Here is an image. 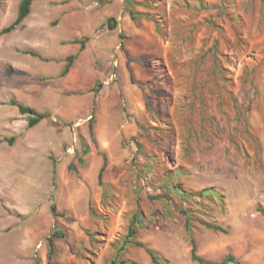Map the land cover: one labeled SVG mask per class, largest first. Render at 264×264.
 Wrapping results in <instances>:
<instances>
[{
	"label": "rangeland",
	"instance_id": "rangeland-1",
	"mask_svg": "<svg viewBox=\"0 0 264 264\" xmlns=\"http://www.w3.org/2000/svg\"><path fill=\"white\" fill-rule=\"evenodd\" d=\"M20 1L0 0V264H29L23 244L33 264H199L191 239L264 264V0H35L4 33ZM12 98L50 115L30 127ZM131 223L158 263L122 248Z\"/></svg>",
	"mask_w": 264,
	"mask_h": 264
},
{
	"label": "trees",
	"instance_id": "trees-1",
	"mask_svg": "<svg viewBox=\"0 0 264 264\" xmlns=\"http://www.w3.org/2000/svg\"><path fill=\"white\" fill-rule=\"evenodd\" d=\"M35 0H21L19 3V7H18V11H17V15L15 17V19L6 27L3 28V32L4 33H8L11 31H14L15 29H17V27L25 20L26 17L29 16V14L31 13L32 10V4ZM115 18L110 17L107 19V22L109 23L110 27H114L115 26ZM122 37H124L122 35ZM75 43H81V47L84 48V42L79 40V39H75L74 40ZM25 53L31 54L33 56H39V54L35 51L32 50H26ZM76 55L75 54H71L67 57V63L64 66L62 75L67 74L70 71V68L72 66V63L75 59ZM128 68L130 71V77L132 82H134V76H133V71L132 68L130 67V64L128 63ZM96 90V88L94 89ZM10 104L15 105L18 107V110L21 114H26L29 116L28 119V124L30 127H33L35 125H37L40 121H42L44 118L48 117L50 115V112H41L36 110L34 107L25 105L21 102H19L18 100H16L15 98H12L10 100ZM138 123H140L139 121H137ZM90 125V130L92 135H94L93 133V125L92 122L89 124ZM15 140V137H11L9 139H7V141L12 144ZM82 161V159H81ZM107 156L104 154V162L103 165L100 168L99 174H98V183L100 185H103V174L104 171L106 169L107 166ZM51 211L54 215H59V216H66V212L62 211V212H58L57 210V205L55 204V202H52L50 205ZM134 223H131L128 227V234L123 242L122 248L126 247L128 244L133 243L139 247H143L146 248L147 252L149 253V255L151 256L152 260L155 263H158V255L157 252L155 250H153L152 248L146 246L144 243L134 240V237L136 235V229L133 227ZM208 226L214 227L215 229L221 230L226 232L227 229L223 228L222 226L219 225H211L208 224ZM56 237H64V234L62 232H52L48 237H47V241L49 244V259H52L53 254L55 252V248H54V240ZM191 258L194 261H197L199 264H231V263H235V264H247L242 262L241 260H239L234 254L229 253L228 255H226L223 259L219 260V261H210L200 255L197 254V246H196V242L194 239H191ZM124 263H126L127 261H123ZM109 264H117V260L114 258L112 259ZM132 264H138L137 262H133Z\"/></svg>",
	"mask_w": 264,
	"mask_h": 264
},
{
	"label": "crops",
	"instance_id": "crops-1",
	"mask_svg": "<svg viewBox=\"0 0 264 264\" xmlns=\"http://www.w3.org/2000/svg\"><path fill=\"white\" fill-rule=\"evenodd\" d=\"M137 114H135L132 118H131V121L129 120V119H127L125 122H123V123H125V126L126 125H128V124H130V123H132L133 125H137V121H139L138 119H139V117L138 116H136ZM119 116H121V122L122 121H124V117H122V114L121 113H119ZM103 165V164H102ZM101 165V166H102ZM101 168V167H100ZM14 236H18V235H11V236H9L8 234H4V233H0V240H2V239H5V240H7V238H11V240H12V238H14ZM24 236V235H23ZM22 236V239L21 240H23V237ZM25 240V239H24ZM32 244H26V245H24L23 244V248L25 249V250H23V251H25V252H23V253H25V255H26V257L25 258H28L30 261H29V264H33V259H32V257H31V248L33 247V246H31ZM19 247H20V245H19Z\"/></svg>",
	"mask_w": 264,
	"mask_h": 264
},
{
	"label": "built area",
	"instance_id": "built-area-1",
	"mask_svg": "<svg viewBox=\"0 0 264 264\" xmlns=\"http://www.w3.org/2000/svg\"><path fill=\"white\" fill-rule=\"evenodd\" d=\"M115 64L118 65V62L116 61ZM117 77H118L117 72H113V73L110 75V77H109L107 80L104 81V83H105V84H109L110 81L117 79Z\"/></svg>",
	"mask_w": 264,
	"mask_h": 264
}]
</instances>
